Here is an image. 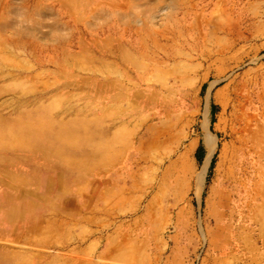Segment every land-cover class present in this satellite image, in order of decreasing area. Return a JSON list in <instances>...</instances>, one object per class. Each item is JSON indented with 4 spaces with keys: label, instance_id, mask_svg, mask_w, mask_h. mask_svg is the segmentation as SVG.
Listing matches in <instances>:
<instances>
[{
    "label": "rangeland",
    "instance_id": "374dc122",
    "mask_svg": "<svg viewBox=\"0 0 264 264\" xmlns=\"http://www.w3.org/2000/svg\"><path fill=\"white\" fill-rule=\"evenodd\" d=\"M236 107L264 0H0V264H264Z\"/></svg>",
    "mask_w": 264,
    "mask_h": 264
},
{
    "label": "bare ground",
    "instance_id": "6f19581e",
    "mask_svg": "<svg viewBox=\"0 0 264 264\" xmlns=\"http://www.w3.org/2000/svg\"><path fill=\"white\" fill-rule=\"evenodd\" d=\"M258 117L249 113L246 110H237L235 108V127L232 130V137L237 136L236 143L238 151L248 150H256L264 145V128L261 127ZM210 122V117H208L207 121L204 123L203 127L207 130L209 129L208 123ZM237 127V128H236ZM216 138H212L210 134L205 133L204 143L206 147L209 149V160L213 157L216 150ZM191 145L196 146V142L191 143ZM249 154V153H247Z\"/></svg>",
    "mask_w": 264,
    "mask_h": 264
}]
</instances>
